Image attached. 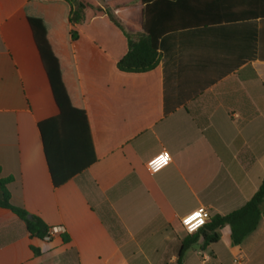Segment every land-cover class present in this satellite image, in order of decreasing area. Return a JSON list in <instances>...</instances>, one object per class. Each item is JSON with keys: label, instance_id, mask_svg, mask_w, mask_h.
Listing matches in <instances>:
<instances>
[{"label": "crops", "instance_id": "0c3cea01", "mask_svg": "<svg viewBox=\"0 0 264 264\" xmlns=\"http://www.w3.org/2000/svg\"><path fill=\"white\" fill-rule=\"evenodd\" d=\"M27 1L0 0V175L12 205L62 231L32 238L0 208V264H174L182 217L224 216L264 177V18L163 36L159 84L121 37H56L50 81ZM218 234L181 264H264V215L238 245Z\"/></svg>", "mask_w": 264, "mask_h": 264}, {"label": "trees", "instance_id": "16d2710c", "mask_svg": "<svg viewBox=\"0 0 264 264\" xmlns=\"http://www.w3.org/2000/svg\"><path fill=\"white\" fill-rule=\"evenodd\" d=\"M23 11L50 81L47 56L56 37L104 35L121 37L135 66L155 74L159 84L158 43L163 36L264 18V0H28ZM244 70L251 71V77L243 79H257L250 66ZM255 115L252 108L242 124ZM43 142L45 145V139ZM9 182L10 178L0 175V208L16 215L30 237L43 240L49 228L40 218L11 204ZM263 215L264 177L242 207L224 216H213L197 232L186 234L179 242L174 264H181L185 251L197 243L199 236L203 245L216 242L218 231L224 226L230 229L232 244H240L256 229ZM106 220L102 216V221ZM62 239L67 241L65 236ZM31 250L36 253L33 247Z\"/></svg>", "mask_w": 264, "mask_h": 264}, {"label": "built area", "instance_id": "2783aa9c", "mask_svg": "<svg viewBox=\"0 0 264 264\" xmlns=\"http://www.w3.org/2000/svg\"><path fill=\"white\" fill-rule=\"evenodd\" d=\"M165 155H167L168 159L164 160L161 163L160 161ZM169 162H170L169 154L166 151H161L160 153H158L157 155H155L146 162V169L150 173H155L160 169L164 168L165 166H167ZM193 217H195V219H193ZM209 218H210L209 212L205 208L200 207L188 213L184 217H182L180 219V225L186 234H193L197 232L201 227H203L205 221ZM61 231H62L61 227L49 229L47 235L43 238V240L49 241L53 235L60 233Z\"/></svg>", "mask_w": 264, "mask_h": 264}, {"label": "clouds", "instance_id": "9594fccd", "mask_svg": "<svg viewBox=\"0 0 264 264\" xmlns=\"http://www.w3.org/2000/svg\"><path fill=\"white\" fill-rule=\"evenodd\" d=\"M167 159H168V157H167V155H165L160 162L162 163L164 160H167Z\"/></svg>", "mask_w": 264, "mask_h": 264}, {"label": "snow or ice", "instance_id": "6c2138e0", "mask_svg": "<svg viewBox=\"0 0 264 264\" xmlns=\"http://www.w3.org/2000/svg\"><path fill=\"white\" fill-rule=\"evenodd\" d=\"M197 215H199V214H197ZM193 219H195V217H193Z\"/></svg>", "mask_w": 264, "mask_h": 264}]
</instances>
